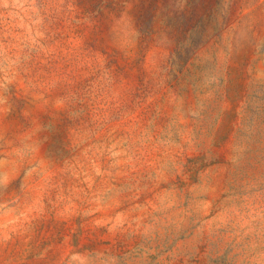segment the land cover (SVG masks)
<instances>
[{
	"label": "rangeland",
	"instance_id": "obj_1",
	"mask_svg": "<svg viewBox=\"0 0 264 264\" xmlns=\"http://www.w3.org/2000/svg\"><path fill=\"white\" fill-rule=\"evenodd\" d=\"M0 264H264V0H0Z\"/></svg>",
	"mask_w": 264,
	"mask_h": 264
}]
</instances>
